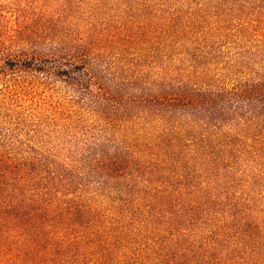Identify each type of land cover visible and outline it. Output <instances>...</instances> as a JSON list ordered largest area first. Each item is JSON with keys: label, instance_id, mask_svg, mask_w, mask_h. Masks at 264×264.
I'll list each match as a JSON object with an SVG mask.
<instances>
[{"label": "rangeland", "instance_id": "rangeland-1", "mask_svg": "<svg viewBox=\"0 0 264 264\" xmlns=\"http://www.w3.org/2000/svg\"><path fill=\"white\" fill-rule=\"evenodd\" d=\"M263 43L264 0H0V144L41 155L36 186L50 181L51 196L76 210L52 244L9 264L184 260L189 238L181 227L199 230L207 210L177 199L178 212L153 215L149 189L166 179L218 186L210 206L228 210L240 201L264 221V132L215 137L186 126L187 108L182 119L167 120L125 110L135 96L150 100L168 86L223 89L227 99L264 68ZM33 49L42 55L34 59ZM53 49L59 53L50 57ZM84 53L92 73L72 58ZM200 131L210 137H195ZM202 140L203 153L227 155L226 168L195 173L175 163ZM20 191L25 200L35 195ZM194 216L199 224L187 225Z\"/></svg>", "mask_w": 264, "mask_h": 264}, {"label": "trees", "instance_id": "trees-1", "mask_svg": "<svg viewBox=\"0 0 264 264\" xmlns=\"http://www.w3.org/2000/svg\"><path fill=\"white\" fill-rule=\"evenodd\" d=\"M23 41L31 42L28 40V35L23 37ZM34 46L32 44V48ZM261 48L264 50V43ZM31 53L34 59L42 55L37 49H33ZM57 53L59 51L53 49L50 57H54ZM72 58L79 60L77 63L81 64L85 72L92 73L93 68L87 63L88 57L85 53L81 56L74 55ZM93 77L97 79L96 74ZM168 87L162 89L159 96L150 100L143 101L141 97L135 96L125 110L137 106L141 113L155 114L167 120L169 114L171 119H182V113L187 108L190 118L186 126L201 125L205 129H211L212 135L214 131L218 132L219 135L215 137H247L251 132H257L256 134L264 132V68L242 81L240 85L231 88L227 99L223 89L213 91L215 88L211 90L199 87L201 89L194 90L183 85L181 89L174 90L170 88L171 86ZM238 126L241 127L239 131H234ZM198 134L195 137H210V131L206 133L200 131ZM206 143V140L195 142L196 152L186 155L182 159L184 162L175 159V163L184 165V169L189 168L195 173L205 169V166L211 168L220 165L226 168L227 155L203 153ZM173 144L178 146L176 143ZM167 148L165 143V149ZM168 158L174 159L171 156ZM253 160L259 164L261 159L253 157ZM43 166L44 158L41 155L26 156L19 152L11 153L0 144L1 264H9L17 258L23 259L33 248L43 249L45 244H52L54 241L52 236L56 237V228L71 224L69 220L72 222L69 215L71 213L73 215L76 210L71 204L69 206L63 201L58 202L51 196L48 191L50 181H46L42 186H36L38 184L36 175L42 172ZM196 176L198 178L200 175ZM29 187L35 195L33 198L26 196V200L22 199L23 191L20 190L25 188L28 190ZM217 187L211 184L194 187L187 180L185 183H180L166 179L163 185L149 189L148 207L151 211L153 209V215L159 214L165 208L167 212L175 214V211H179L176 207L177 199H181L180 207L197 203H203L206 207L202 210H207L208 219L201 220L199 230L191 228L194 232L186 233L188 227H181L184 231L179 235L191 240L185 238L188 239L185 250H182L185 259L180 261L178 258L175 264H185L187 258L189 264H264V221L251 212L248 213L251 206L239 204L240 201H235L228 210L210 206L209 202L216 199L213 197ZM216 197L219 195L217 194ZM174 222L179 223L175 216ZM196 224H199V221L197 216H194L192 223L187 225L195 227ZM231 244H236L237 248L228 250ZM9 247H12L13 251L6 255Z\"/></svg>", "mask_w": 264, "mask_h": 264}]
</instances>
